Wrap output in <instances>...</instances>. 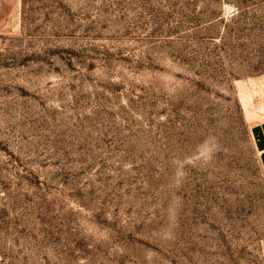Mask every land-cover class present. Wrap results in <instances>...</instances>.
Segmentation results:
<instances>
[{"label": "rangeland", "instance_id": "rangeland-1", "mask_svg": "<svg viewBox=\"0 0 264 264\" xmlns=\"http://www.w3.org/2000/svg\"><path fill=\"white\" fill-rule=\"evenodd\" d=\"M264 0H0V264H264Z\"/></svg>", "mask_w": 264, "mask_h": 264}, {"label": "crops", "instance_id": "crops-1", "mask_svg": "<svg viewBox=\"0 0 264 264\" xmlns=\"http://www.w3.org/2000/svg\"><path fill=\"white\" fill-rule=\"evenodd\" d=\"M253 134L259 151L261 165L264 170V120L255 124Z\"/></svg>", "mask_w": 264, "mask_h": 264}]
</instances>
